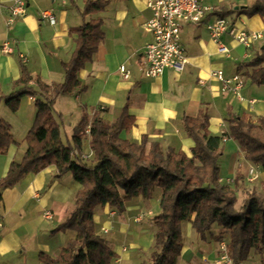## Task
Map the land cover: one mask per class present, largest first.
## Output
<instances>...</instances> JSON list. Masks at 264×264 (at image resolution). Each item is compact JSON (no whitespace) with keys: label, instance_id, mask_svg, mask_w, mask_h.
<instances>
[{"label":"crops","instance_id":"obj_1","mask_svg":"<svg viewBox=\"0 0 264 264\" xmlns=\"http://www.w3.org/2000/svg\"><path fill=\"white\" fill-rule=\"evenodd\" d=\"M146 1L110 0L103 11L87 16V19L99 17L102 20L103 39L91 60L77 72L79 87L70 94L59 95L53 104V122L58 125L65 145L71 143L83 115L91 117L97 108H106L101 117L112 123L126 107L135 121L129 131H122L120 135L135 142L146 135V151L151 141H158L163 151L173 148L189 156L194 142L185 133L184 115L195 117L205 112L209 117L208 130L213 135L229 130L228 110L246 114L253 121L264 116V85H255L245 78L243 100H237L229 93L220 92L218 81L210 75L216 68H222L228 75L237 72L240 62L249 60L264 47V16L235 12L254 0H202L213 9V15H219L221 9H232L229 15L232 22L261 33V38L250 49L225 35L223 43L229 51L218 53L204 25H183L181 41L188 64L179 72L165 68L156 78L144 76L140 62L144 45L150 39L143 27L151 16ZM11 2L0 0V118L9 123L15 143L0 153V179L6 175L12 161L19 162L23 157L27 149L25 137L37 112L35 100L44 98L41 92L35 96L24 95L16 111L7 107L5 99L20 88L13 86L21 74L20 59L30 73L32 79L28 86L33 90L39 92L36 77L51 86L63 82L61 63L70 59L75 47V35L70 36L68 31L82 23L79 10L85 0H25V14L8 25ZM44 11L53 15V22L42 17ZM5 41L12 47L10 53L1 51ZM120 65L130 71L128 78L121 76ZM252 99L255 101L250 102ZM89 141L87 132L82 138L80 153L92 152ZM91 158L92 154L88 160ZM218 163L219 182L234 186L235 207L239 208L248 190L246 186L252 182L248 180V168H253L256 175L253 181L258 185L264 180V170L245 161L239 145L231 138L223 142ZM237 173L242 177L235 183ZM80 187L70 172L58 174L54 165L27 173L13 186L0 187V264H45L39 259L40 253L55 257L75 232L68 229L53 233L52 230L73 209L74 196ZM239 192L242 193L240 204ZM160 194V188L155 186L150 199L135 197L125 204L122 213L108 205L95 207V231L117 254L112 264H140L149 260L154 250L153 218L160 211ZM144 201L149 202L146 208ZM227 238L225 229L213 224L201 240L191 222L184 221L182 248L176 264H217L222 241ZM240 264H264V255L251 249Z\"/></svg>","mask_w":264,"mask_h":264},{"label":"trees","instance_id":"obj_2","mask_svg":"<svg viewBox=\"0 0 264 264\" xmlns=\"http://www.w3.org/2000/svg\"><path fill=\"white\" fill-rule=\"evenodd\" d=\"M109 1L85 0L79 10L82 23L68 31L70 36L75 35V47L70 59L61 63L63 82L51 86L36 77L39 92L33 90L28 86L32 79L30 73L20 59L21 74L13 82V86L20 88L5 99L7 107L14 112L22 96L44 94L43 100H35L37 112L25 137L27 149L19 162L10 163L6 175L0 179V187L13 186L27 173L48 165H54L58 174L70 172L81 185L74 196L73 209L52 230L54 233L70 229L75 232L74 237L55 257L40 253V261L45 264H112L117 254L95 231V207L108 205L122 213L125 204L133 198L150 199L155 186L160 188L161 194L160 211L154 219V250L149 260L140 264H176L182 248L184 221L191 222L201 240L213 224L225 229L226 250L233 264L243 262L251 249L264 255V180L260 182L261 190L252 186L246 191L241 206L236 208V190L230 184L219 182L218 163L223 142L231 138L239 145L245 161L264 170V116L253 121L246 114L228 110L229 130L213 135L208 130L209 117L205 112L195 117L184 115L185 133L194 142L190 156L173 148L163 151L158 141H151L146 151V135H142L139 142L122 138L121 132L129 131L135 121L126 107L112 123L101 117L106 108H97L91 117L83 115L71 143L62 142L59 127L53 122L52 107L59 95L70 94L79 87L77 72L91 60L103 39L102 20L99 17L87 19V16L103 11ZM232 11L221 9L218 14L224 16ZM235 12L264 16V0H254ZM237 72L255 85H264V47L249 60L240 62ZM9 129V123L0 118V153L15 143ZM87 132L92 158L83 160L79 153ZM241 177L237 173L235 183Z\"/></svg>","mask_w":264,"mask_h":264},{"label":"built area","instance_id":"obj_3","mask_svg":"<svg viewBox=\"0 0 264 264\" xmlns=\"http://www.w3.org/2000/svg\"><path fill=\"white\" fill-rule=\"evenodd\" d=\"M146 5L151 16L143 23V27L149 32L150 39L144 45L140 62L144 76L149 78L160 76L165 68L182 71L188 64L186 50L181 41L183 25H204L210 38L215 42L218 53L229 51L223 43L225 35L243 45L245 49H250L254 42L261 38V33L258 31L238 26L224 16L213 15V9L203 4L202 0H147ZM8 9L10 14L7 24L11 25L17 21V17L25 14V0H12ZM41 15L54 21L53 15L46 11ZM1 51L10 53L12 47L5 41L2 43ZM119 72L123 78H128L130 75V71L124 65L119 66ZM210 75L218 81L220 92L229 93L233 98L243 100L244 76L238 72L228 75L222 68L212 70ZM254 101V99L250 100V102ZM79 154L81 159L86 160L92 152ZM255 177L253 168L249 167L248 180L253 181ZM45 214L49 216L48 212ZM221 251L222 254L216 263L233 264L225 244H222Z\"/></svg>","mask_w":264,"mask_h":264},{"label":"rangeland","instance_id":"obj_4","mask_svg":"<svg viewBox=\"0 0 264 264\" xmlns=\"http://www.w3.org/2000/svg\"><path fill=\"white\" fill-rule=\"evenodd\" d=\"M229 15H230V14L224 15V17H226L227 19L230 20V16H229ZM244 78H245V77H244ZM242 93H243V91H242ZM87 160H88V159H87ZM252 186H255V187L257 188L258 191L261 190V186H260V184L258 185V184L256 183V181H252L250 185H247V186H246V188H248V190H250V189L252 188ZM238 196H239V198H238V203L240 204V201H241V198H240V197L242 196V193L239 192V193H238ZM129 202H130V201H129ZM144 203H145L144 208H146V207L148 206L147 203H149V202H145V201H144ZM149 218L152 219V215L149 216ZM153 219H155V217H154ZM108 235H109V234H106V236H108ZM220 241H221V240H220ZM226 241H227V239L224 240V242L222 241V244H225V245H226ZM153 247H154V246H153Z\"/></svg>","mask_w":264,"mask_h":264}]
</instances>
